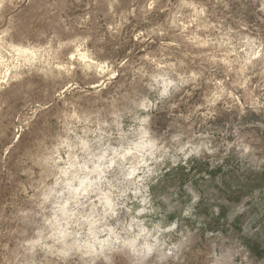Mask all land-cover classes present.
Masks as SVG:
<instances>
[{"label": "rangeland", "instance_id": "obj_1", "mask_svg": "<svg viewBox=\"0 0 264 264\" xmlns=\"http://www.w3.org/2000/svg\"><path fill=\"white\" fill-rule=\"evenodd\" d=\"M0 264H264V0H0Z\"/></svg>", "mask_w": 264, "mask_h": 264}, {"label": "bare ground", "instance_id": "obj_2", "mask_svg": "<svg viewBox=\"0 0 264 264\" xmlns=\"http://www.w3.org/2000/svg\"><path fill=\"white\" fill-rule=\"evenodd\" d=\"M17 51V50H16Z\"/></svg>", "mask_w": 264, "mask_h": 264}]
</instances>
